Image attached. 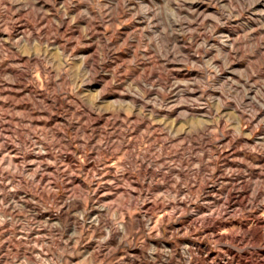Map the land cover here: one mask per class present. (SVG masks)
I'll return each mask as SVG.
<instances>
[{
    "label": "rangeland",
    "instance_id": "1",
    "mask_svg": "<svg viewBox=\"0 0 264 264\" xmlns=\"http://www.w3.org/2000/svg\"><path fill=\"white\" fill-rule=\"evenodd\" d=\"M0 264H264V0H0Z\"/></svg>",
    "mask_w": 264,
    "mask_h": 264
}]
</instances>
